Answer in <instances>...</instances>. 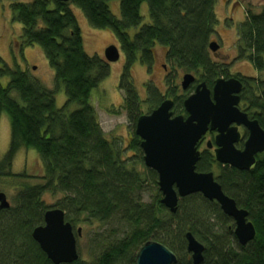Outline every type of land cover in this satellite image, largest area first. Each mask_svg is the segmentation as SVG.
I'll use <instances>...</instances> for the list:
<instances>
[{"label":"trees","instance_id":"16d2710c","mask_svg":"<svg viewBox=\"0 0 264 264\" xmlns=\"http://www.w3.org/2000/svg\"><path fill=\"white\" fill-rule=\"evenodd\" d=\"M111 1L114 0L11 3L13 18L22 25L21 46L42 47L55 72L56 89H47L27 72L4 65L0 57V79H9L6 87L0 82V116L6 113L11 126L10 149L0 163V176L12 167L15 156L23 149L35 150L44 167L40 184L26 182L36 179L33 177H13L25 183L20 186L16 205L0 213V264H53L32 238L33 230L44 224L50 209L43 201L47 193L63 194L57 208L65 212L66 221L74 229L115 220L128 226L130 232L125 238L107 244L90 264H134L140 248L149 240L168 246L177 255V264H193L187 252L188 232L205 246L202 264H264V153L248 171L222 167L204 156L196 167L197 172L217 171V181L225 194L248 211L257 234L254 241L241 246L234 234L233 220L216 202L201 194L181 199L175 214L163 206L158 174L145 166L141 140L135 133L141 113L131 71L139 62L152 68L156 47L166 49L175 74H192L209 86L216 78L228 75L226 69L212 62L209 51L219 23L218 0H118L120 19L111 13ZM143 4L148 5L150 23L141 26ZM72 5L83 11L92 27L112 32L125 55L120 79V89L125 94L122 110L127 112L134 130L128 148L119 140L108 139L99 124L91 98L109 76L110 67L85 52ZM139 26L132 36L130 30ZM238 37L241 57L247 56L258 75L263 73L264 11L255 13L249 9L245 22L238 27ZM246 81L254 84L251 89L246 87L245 101L264 129L263 85L255 78ZM61 87L67 102L58 108L56 92ZM175 98L174 111L181 114L184 96L176 94ZM153 100V107L161 101ZM75 104L77 109L70 112ZM148 187L155 191L151 203L145 201ZM72 264L88 263L79 260Z\"/></svg>","mask_w":264,"mask_h":264},{"label":"water","instance_id":"95a60500","mask_svg":"<svg viewBox=\"0 0 264 264\" xmlns=\"http://www.w3.org/2000/svg\"><path fill=\"white\" fill-rule=\"evenodd\" d=\"M69 2V0H58ZM209 49L217 52L218 42H211ZM108 63L120 59V49L111 45L105 50ZM196 81L192 74H185L181 87L187 91ZM243 84L235 78H220L210 90L205 82L200 83L195 93L184 101L188 115L173 117L174 102L164 101L150 115L141 116L135 133L141 139L145 166L158 174V187L162 194L161 203L171 213L178 211L179 201L193 194H201L205 199L216 202L222 212L234 222V234L241 246H246L256 238V229L249 220V213L240 209L234 199L225 194L216 180L214 172H197L200 160L198 143L211 130H217L218 148L216 161L241 171L251 170L256 164V156L264 153V129L257 120L249 121L238 105ZM236 123L249 130V138L243 151L236 150L239 140ZM227 131V134H225ZM11 208L7 195L0 192V213ZM81 236V228L78 229ZM32 238L53 264H72L80 259L78 238L74 227L66 221L65 212L59 208L49 209L44 216V224L36 227ZM187 252L193 264L204 261L205 246L195 236L186 234ZM178 257L168 246L147 241L139 250L134 264H177Z\"/></svg>","mask_w":264,"mask_h":264},{"label":"rangeland","instance_id":"374dc122","mask_svg":"<svg viewBox=\"0 0 264 264\" xmlns=\"http://www.w3.org/2000/svg\"><path fill=\"white\" fill-rule=\"evenodd\" d=\"M15 0H0V57L4 65L12 69L19 68L23 72H27L29 76L36 81H39L45 88L50 90L56 89L55 72L51 68L42 47L38 45L22 47L21 35L22 25L16 22L13 18L11 3ZM23 3H30L33 0H18ZM111 13L118 19L121 18L120 2L118 0L109 3ZM71 9L76 16L83 40L85 52L90 57H98L106 62L105 50L115 45L120 49L117 38L108 30L96 29L92 27L83 11L75 5ZM251 9L255 13L264 11V0H218L216 5V15L218 25L216 33L212 41H217L220 45V53L218 56L210 51V57L214 64H229L225 69L230 75V78L241 75L246 78H255V81L262 83L264 88V72L259 74L255 70L252 63L246 57H240L242 54L239 48L238 27L246 20V12ZM141 15L143 22L141 26L150 23L148 5L143 4L141 7ZM141 26L130 30L133 36L139 31ZM156 65L153 72H147V69L139 62L132 68L131 81L139 96V100L148 99L140 108L141 113H147L153 108V99H158L162 96L172 95L186 96L187 91L181 87V82L184 73L175 74L172 72L168 85H164V74L168 73L164 70L162 64L166 63V49L156 47ZM2 64V65H3ZM110 67L109 76L104 79L97 89L92 93L91 103L95 107L98 114V121L104 133L110 140H119L127 147L129 143V135L134 132L128 122L127 112L122 108L124 103V91L120 89V79L125 65V55L120 50V59L117 62L108 64ZM8 78L0 79L1 84L6 87ZM147 84V90L145 84ZM251 83V82H250ZM254 84V83H253ZM251 83V85H253ZM156 86V88H155ZM260 86V85H259ZM175 88V90H173ZM173 90V91H172ZM13 98L20 100L17 94H13ZM161 100V99H160ZM67 102V96L63 87L56 92V106L62 108ZM157 106V105H156ZM77 109V105H72L69 108L70 112ZM11 144V126L10 119L6 113L0 116V163L9 152ZM133 153L129 154L132 155ZM14 176L8 177V174ZM3 176H0V192L7 195L9 202L15 206L17 195L20 192L22 182L19 179H14L17 176H28L36 179H27L28 183L40 184V177L44 175V167L40 161L39 155L35 150H20L15 156L12 167L4 171ZM26 180V179H25ZM159 189V187H158ZM155 196V191L150 187L146 190L145 201L151 203ZM63 198V194L58 193L53 195L47 193L43 196L44 204L48 208L57 207L59 200ZM162 200V199H161ZM216 224V220L212 221ZM81 228V237L78 238V251L80 260L85 263H92L102 251L107 247V244L125 238V234L130 232L128 226L121 220H115L109 224L101 225L92 223L90 225L77 226L76 230ZM135 261V260H134Z\"/></svg>","mask_w":264,"mask_h":264},{"label":"flooded vegetation","instance_id":"af4514ba","mask_svg":"<svg viewBox=\"0 0 264 264\" xmlns=\"http://www.w3.org/2000/svg\"><path fill=\"white\" fill-rule=\"evenodd\" d=\"M212 42H217V41H212ZM219 53H220V49L217 51V52H215L214 54L216 55V56H218L219 55ZM241 57V54L239 53V58ZM212 59V58H211ZM165 60H166V63H164V64H162V67H163V69L164 70H167V74L165 73L164 74V78H163V83H164V85H168V83H169V81H170V77H171V74H172V68H171V66H170V64H169V62H168V60H167V57L165 58ZM106 63L107 64H109L107 61H106ZM156 56H155V58H154V62H153V66H152V68H148L147 66H144L146 69H147V72L149 71L150 73L151 72H153V70H154V67H155V65H156ZM226 65H228L229 66V64H219V63H216V66L218 67H223L224 69H225V67H226ZM179 74H181V73H179ZM184 77V76H183ZM221 78H224V79H230V75L228 74L226 77L224 76H222ZM234 78L235 79H238V80H240L241 82H242V84H243V89H242V91H241V93H240V102H239V105H238V109L243 113V114H246L247 116H248V119H249V121H254V120H256V119H254V112L252 111V109H251V106H250V104L249 103H247V101H245L246 100V97L244 96V92L245 91H247V88L246 87H248V88H250L251 89V83H248L247 81H246V78L245 77H243V76H241V75H237V76H234ZM218 79H220V78H216L215 79V81H214V83H213V85L212 86H209V84L208 83H206L207 84V86H208V88L210 89V90H212L213 89V87H214V85H215V82L218 80ZM203 81H201V80H199L198 78H196V81L190 86V88L187 90V92H188V94L185 96V95H182V96H184V100H183V110H184V112H182L181 114H177V113H175V111H174V109H175V107H176V102H177V99L174 97V96H172V95H166V97L165 96H162V98L160 97V99H161V101H160V103L157 105V106H155V107H153V108H151L150 110H149V112H147V113H141V116H143V115H150L154 110H156L164 101H166V100H171V101H173L174 102V106H173V109H172V112H173V117H175V116H184V118H187L188 117V115H187V113H186V111H185V108H184V101L186 100V98L188 97V96H190L191 94H193V93H195V90H196V88H197V86L200 84V83H202ZM182 83V82H181ZM147 84L148 83H146L145 84V87H146V90H147ZM155 88H156V86H155ZM148 91V90H147ZM148 97H149V95H147V99H148ZM124 99V98H123ZM147 99H145V100H140L139 101V109L141 108V106H142V104L143 103H145L146 102V100ZM159 99V100H160ZM140 116V117H141ZM139 117V118H140ZM258 121V120H257ZM259 122V121H258ZM137 124V123H136ZM260 124V123H259ZM237 128V132L239 133V140L234 144V147H235V149L236 150H239V151H243L244 150V148H245V145H246V142H247V140H248V138H249V130H248V128L246 127V126H244V125H240V126H237V124L236 123H233L231 126H230V129H232V128ZM135 129H136V126H135ZM225 134H227V131H226V133ZM219 135V132L217 131V130H211V127H209V130L207 131V133L201 138V140L199 141V143H198V145H197V147H198V151L200 152V160H201V158L204 156V157H210V158H212V159H214V161L217 163V164H219L220 166H222V167H225V166H228V165H223V164H220V163H218L217 161H216V154H215V151H216V149L218 148V146L216 145V139H217V136ZM132 137V134H130L129 135V139ZM140 138V137H139ZM141 140V139H140ZM124 144V143H123ZM124 146V145H123ZM140 146H141V144H140ZM125 147V146H124ZM129 147V143L127 144V147L126 148H128ZM142 149V148H141ZM143 151V150H142ZM260 154H258L257 156H256V159H257V157L259 156ZM143 158H144V152H143ZM200 160L198 161V163L200 162ZM197 163V164H198ZM238 170V169H237ZM241 171V170H240ZM212 172H214V174H215V177H216V180H217V171H212ZM57 208V207H56ZM50 209H54V208H50ZM49 210V209H48ZM74 232H75V234H76V236H77V238H79V237H81V236H78V229L76 230V229H74ZM145 244V243H144ZM141 249V248H140ZM138 254V253H137ZM189 254V253H188ZM189 256H190V259L192 260V256H191V254H189ZM80 260V259H79ZM78 260V261H79ZM83 262V261H82ZM135 263V262H134Z\"/></svg>","mask_w":264,"mask_h":264}]
</instances>
